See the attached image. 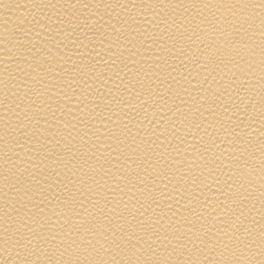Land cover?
Here are the masks:
<instances>
[{
    "label": "bare ground",
    "instance_id": "bare-ground-1",
    "mask_svg": "<svg viewBox=\"0 0 264 264\" xmlns=\"http://www.w3.org/2000/svg\"><path fill=\"white\" fill-rule=\"evenodd\" d=\"M0 264H264V0H0Z\"/></svg>",
    "mask_w": 264,
    "mask_h": 264
}]
</instances>
